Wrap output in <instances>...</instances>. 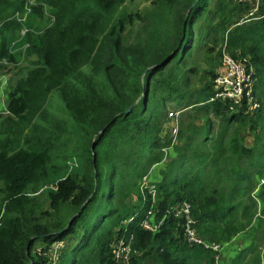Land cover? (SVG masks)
<instances>
[{
    "label": "trees",
    "instance_id": "1",
    "mask_svg": "<svg viewBox=\"0 0 264 264\" xmlns=\"http://www.w3.org/2000/svg\"><path fill=\"white\" fill-rule=\"evenodd\" d=\"M26 2L0 0V58L13 71L0 113V264H118L120 238L130 264H215L170 209L189 202L198 234L221 245L264 214V148L244 136L264 130V3L243 20L251 2L150 0L122 15L126 0H35L11 50L21 27L12 16ZM45 15L51 22H35ZM223 48L252 70L253 111L209 99ZM166 71L172 82H158ZM53 91L72 121L38 129ZM169 106L180 113L171 145L160 136ZM72 135L75 155L59 151ZM59 167L68 172L47 190V209L37 191Z\"/></svg>",
    "mask_w": 264,
    "mask_h": 264
},
{
    "label": "built area",
    "instance_id": "2",
    "mask_svg": "<svg viewBox=\"0 0 264 264\" xmlns=\"http://www.w3.org/2000/svg\"><path fill=\"white\" fill-rule=\"evenodd\" d=\"M23 11H15L12 17H15L20 23L18 40L21 39L23 35L29 30L28 26L25 25V20L27 14L30 11V5L35 2V0H27ZM234 3H245L251 2L252 7L245 14L243 20L249 19L248 16H253L258 11L260 3L264 0H232ZM1 24V23H0ZM16 38V39H17ZM17 40V41H18ZM16 41V42H17ZM15 40L11 42V50L15 49ZM28 46L27 42L22 43V49ZM21 60V58H20ZM10 62L7 58H0V67H7ZM6 73L0 74V92L3 94L4 82L6 79ZM214 93L210 96V100L214 99H228L234 105H245L246 109L253 111L260 106V102L256 98L254 92V79L252 76V70L249 69L245 63L241 60L232 57L224 48L221 52V67L217 75L213 79ZM6 114L7 111H4ZM170 116H174V120L178 121L179 110L174 112H168ZM178 122L177 125L172 129V137L170 145L176 141L178 132ZM163 147L162 150L166 153L171 146ZM142 184H148V177L144 175L142 177ZM175 216L183 218L184 234L189 242L198 243L206 248H210L215 251L216 261L219 258L220 250L222 246L220 243L212 242L206 238L200 236L193 226V218L191 216L190 203L187 201H182L180 204H176L170 209ZM150 213V211H149ZM143 226L150 230H155L157 224L149 220H144L142 222ZM115 260L118 264H130L129 256L131 253L130 242L124 238H120L114 244L113 249Z\"/></svg>",
    "mask_w": 264,
    "mask_h": 264
},
{
    "label": "rangeland",
    "instance_id": "3",
    "mask_svg": "<svg viewBox=\"0 0 264 264\" xmlns=\"http://www.w3.org/2000/svg\"><path fill=\"white\" fill-rule=\"evenodd\" d=\"M232 1V0H230ZM14 5V4H13ZM12 5V6H13ZM150 6V0H126V2L123 4L122 8H120V13L122 15H126L127 13H135L136 11H141L147 7ZM13 9V7H12ZM48 10V7L45 11ZM48 12V11H47ZM244 14V13H243ZM49 15V14H48ZM48 15H45L46 17L43 18H39L37 19L35 22H40L42 26L46 25L47 23L51 22L52 18L49 17ZM240 15H236L233 17V19H235L236 21L240 19ZM138 25V21L136 18H133V23L132 24H128V28H132L135 29L136 26ZM17 32V29H16ZM8 34L11 32H7ZM16 34V33H15ZM18 36H19V32H18ZM17 36V37H18ZM15 42L18 40L14 39ZM21 40V39H20ZM20 40H18L15 45L20 44ZM13 41V40H12ZM16 49V48H15ZM23 62V61H22ZM28 62H23V65H25ZM30 67H32V65L30 64ZM6 67H0V74L1 73H6V79H5V84H4V88H3V95L6 92V88L9 85V77L13 76V71L10 70L8 71L7 69H5ZM26 72V70H25ZM25 72L23 73V75L25 74ZM16 77L12 78V83L15 81ZM156 80L158 82H172L173 80V72L172 71H166L164 72V74L162 76H157ZM11 84V83H10ZM199 85H201V83H199ZM2 98H0V113H3L1 110V108H3L2 106ZM168 112H174L176 109L169 106L168 107ZM5 114V113H3ZM180 114V113H179ZM178 114V117H179ZM35 123L38 129L41 128H49L50 126L52 128L56 127V126H62L63 128L69 127V122L72 121V118L66 108V106L64 105V102L62 101V99L60 98V96L58 95V93L56 91H53L51 93V95L49 96V98L46 100L44 107L42 109V111L40 112V114L35 118ZM178 122V121H177ZM176 120H174V116H170L168 114V121H166V123L164 124L162 131L160 132V136L163 137H168L169 139L172 137V129L174 126L177 125ZM178 127H179V122H178ZM6 126L5 124L3 125L2 123V117H0V139L3 138V129H5ZM178 133V132H177ZM244 136L246 137V142L250 145H255L256 147L259 148H264V130L260 129V128H256V129H250L248 130V132H244ZM171 140V139H170ZM177 142V139L176 141ZM75 145L74 142V137L73 135L69 137V140L67 143H65L64 146H61L59 151L62 152H66V153H72L75 155V153L73 152V146ZM171 149V147L169 148ZM264 154V150L262 152ZM173 156L174 152L171 149L170 152L167 154ZM70 159V158H68ZM75 163L78 162V158L75 157L74 159ZM57 163H63L64 160H57ZM160 164L155 165L152 170H150L151 172L149 173L148 177L151 176V178H157L159 177L158 174V170H159ZM58 173L52 172L51 176L49 177V180H46L44 182V184L42 185V187L37 191L38 193V202L39 204H43V206L47 209H50V205L49 202L46 199V192L48 189H51L54 185L53 181H55V179L65 175L68 172V168L67 167H59L56 169ZM1 185V182H0ZM250 231H255L254 234L256 233H260L262 234V239H264V214L259 215L255 220L253 225L249 228ZM253 235V234H252ZM240 237V236H239ZM61 243H55L53 244V249L56 252L59 249V245ZM222 249L220 250V255H222V251L225 249V247L227 246V244L221 245ZM230 246H228L229 248ZM219 255V257H220Z\"/></svg>",
    "mask_w": 264,
    "mask_h": 264
},
{
    "label": "crops",
    "instance_id": "4",
    "mask_svg": "<svg viewBox=\"0 0 264 264\" xmlns=\"http://www.w3.org/2000/svg\"><path fill=\"white\" fill-rule=\"evenodd\" d=\"M0 98L3 101L1 111L4 113L6 111L5 94L2 97V93L0 92ZM254 233L255 231L247 229L234 236L226 243L227 246L215 264H235L237 257H240L239 264L252 259H256V264H264V239L261 240L262 234ZM228 246L230 247L228 248Z\"/></svg>",
    "mask_w": 264,
    "mask_h": 264
}]
</instances>
